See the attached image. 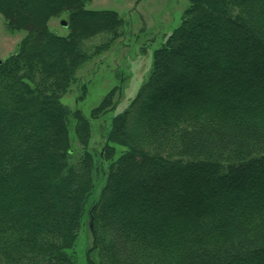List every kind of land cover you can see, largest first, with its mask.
<instances>
[{"label": "trees", "instance_id": "1", "mask_svg": "<svg viewBox=\"0 0 264 264\" xmlns=\"http://www.w3.org/2000/svg\"><path fill=\"white\" fill-rule=\"evenodd\" d=\"M86 1L0 0V264H76L85 212L86 264H264V0H188L97 151L62 96L124 20Z\"/></svg>", "mask_w": 264, "mask_h": 264}, {"label": "rangeland", "instance_id": "2", "mask_svg": "<svg viewBox=\"0 0 264 264\" xmlns=\"http://www.w3.org/2000/svg\"><path fill=\"white\" fill-rule=\"evenodd\" d=\"M188 0H88L85 7L89 9H114L123 18L121 35L114 38L106 48L96 52L85 60L76 72V79L62 96V101L70 109H80L89 117L90 134L88 146L94 151L101 149L113 114L127 105L151 68L152 52L164 40L165 36L177 26ZM67 18L64 12L49 20V27L59 34L68 32L67 25L61 23ZM26 29L9 30L5 18L0 13V58L16 50ZM105 35H96L84 41L83 47L96 50L102 45ZM113 86V106L97 117L90 116L103 96ZM73 123H70V132ZM74 139V135L72 136ZM72 139V140H73ZM74 149L70 160L75 161L79 155V143L73 141ZM102 179L97 181L101 185ZM97 194V186L95 188ZM92 197V195L90 196ZM90 199L86 203L89 206ZM91 242L86 212L79 235L74 242L76 264H86L85 250Z\"/></svg>", "mask_w": 264, "mask_h": 264}, {"label": "water", "instance_id": "3", "mask_svg": "<svg viewBox=\"0 0 264 264\" xmlns=\"http://www.w3.org/2000/svg\"><path fill=\"white\" fill-rule=\"evenodd\" d=\"M61 23H65V21L61 22ZM66 24V23H65Z\"/></svg>", "mask_w": 264, "mask_h": 264}]
</instances>
